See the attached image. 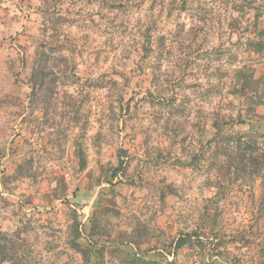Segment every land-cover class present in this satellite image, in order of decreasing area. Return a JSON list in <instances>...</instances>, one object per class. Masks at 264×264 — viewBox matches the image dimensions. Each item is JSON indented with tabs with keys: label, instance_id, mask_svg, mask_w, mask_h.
Listing matches in <instances>:
<instances>
[{
	"label": "rangeland",
	"instance_id": "374dc122",
	"mask_svg": "<svg viewBox=\"0 0 264 264\" xmlns=\"http://www.w3.org/2000/svg\"><path fill=\"white\" fill-rule=\"evenodd\" d=\"M259 30L264 0H0V232L35 264H83L76 227L89 264H264V172L198 161Z\"/></svg>",
	"mask_w": 264,
	"mask_h": 264
},
{
	"label": "trees",
	"instance_id": "16d2710c",
	"mask_svg": "<svg viewBox=\"0 0 264 264\" xmlns=\"http://www.w3.org/2000/svg\"><path fill=\"white\" fill-rule=\"evenodd\" d=\"M257 26L258 24L253 21L251 27L257 28ZM258 33L257 40L248 38L247 46L249 51L260 55L264 51V30H259ZM58 59L66 62V59L61 55L58 56ZM48 61L49 57L43 51L36 52L34 62L38 66L33 69L32 78L35 79V82L31 89V98H34L37 91L46 85V80L50 75L46 72ZM237 80L240 85L235 86L234 92L240 98V108L235 110L236 114L231 120L226 121V117L223 115L219 116V120L213 122L214 135L206 143L204 150L200 152L198 161L200 159L207 160L211 170L218 167L229 175L230 169L236 173L238 170L244 171L249 167L250 171L247 175L253 176L250 180H254L261 170L264 172V71L259 76L248 71L246 74H241ZM260 108L263 109V114L258 112ZM225 126L230 128H225ZM236 126H244L245 130H234ZM214 180V182H210L211 186L216 184L221 186L220 180ZM72 233L74 236L69 239L71 249L81 254L83 264H89L90 256L96 255V253L90 249L86 250L79 244L81 235L77 227L71 231V235ZM178 245L180 246L181 242ZM30 258L31 251L16 235H6L0 232V264H35L30 262ZM128 264H142V261L130 258ZM229 264L240 263L231 258Z\"/></svg>",
	"mask_w": 264,
	"mask_h": 264
}]
</instances>
